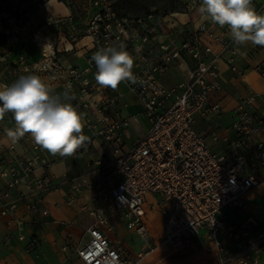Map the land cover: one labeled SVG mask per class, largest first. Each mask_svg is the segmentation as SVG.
Here are the masks:
<instances>
[{
    "label": "built area",
    "instance_id": "2783aa9c",
    "mask_svg": "<svg viewBox=\"0 0 264 264\" xmlns=\"http://www.w3.org/2000/svg\"><path fill=\"white\" fill-rule=\"evenodd\" d=\"M63 2L71 9L70 23L77 26L83 11L73 0ZM92 4L85 26L79 28L91 39L87 44L77 47V41H54L56 35L44 41L37 36L45 33L40 26L31 31L34 40L22 41V49L7 61L12 66L9 85L22 75L36 74L54 94L68 92L69 102L83 113V134L89 139L74 155L63 157L40 148L30 134L4 147L3 153H12L0 157V216L8 229L3 243L16 240L25 253L39 247V240L26 234L17 215L19 205L23 203L27 212L47 215L43 198L66 182L71 188L66 203L77 201L81 189L76 177L63 173L57 179L49 170L58 161L90 156L98 145L99 156L91 161L94 181L86 185L90 195L79 207L90 221L85 229L88 239L75 249L83 264H141L157 248L147 223L152 210H158L162 221L160 243L171 251L192 248L195 237L203 234L216 255L211 264H259L264 233L251 237L254 223L246 217L243 196L261 182L256 167L264 166V139L260 138L264 137V99L247 88L236 95L224 131L208 127L200 133L194 128L197 120L210 122L221 114L219 102L211 101V93L222 89L219 62L225 61L237 77L244 75L235 63L238 45L227 35L230 30L204 19L186 39L178 41L167 34L156 43L157 54L151 59L150 35L166 22V16L149 14L137 19L135 26L117 18L109 0ZM255 10L259 13V8ZM53 24L46 22V29ZM215 29L222 33L213 35ZM205 36L214 41H205ZM120 43L134 59L138 82H122L115 90L102 88L95 81L97 69L91 57L100 48ZM260 47L251 44L254 52ZM185 56L194 61V68L172 87L161 84L159 78ZM253 69L264 78V62ZM139 118L146 127L127 145L126 131ZM9 121L13 130L12 115ZM219 145L224 147L222 153L215 150ZM18 146L23 152L13 153ZM112 218L143 241L136 255L112 239Z\"/></svg>",
    "mask_w": 264,
    "mask_h": 264
},
{
    "label": "crops",
    "instance_id": "0c3cea01",
    "mask_svg": "<svg viewBox=\"0 0 264 264\" xmlns=\"http://www.w3.org/2000/svg\"><path fill=\"white\" fill-rule=\"evenodd\" d=\"M185 1L187 2V11L184 14H179L183 16L182 18L174 16L176 14H171L172 19L170 22L166 17V22L155 27L151 33L149 39L153 45V50L149 54L151 59L157 54L156 43L165 40L167 34L174 35L178 41H181L188 38L197 25L204 20L198 12L199 5H194L191 0ZM253 2L254 8H259V13L264 14V0H254ZM49 4L52 5L51 0L42 4L43 7L36 11L37 16H33L31 21L33 29L35 24L36 26L39 25L45 29V34L50 36L56 35V31H58L59 39H63L61 41H77V47L91 41L88 36L81 32V29H76L70 23V7L61 2L60 4L63 9H52ZM90 12L91 9L86 12L84 18ZM57 19L63 23H56L46 29V22H54ZM75 31L78 32V36L72 37L76 33ZM221 33L219 29L213 31V35ZM227 35L231 37L230 31ZM14 39L16 40V38ZM17 39L18 41H7L5 46L0 48V85H9L12 66L7 61L14 58L23 47L21 36L18 35ZM204 40L214 41L209 36H205ZM64 46L69 48L68 44H64ZM61 48H63V45ZM26 51L27 53L30 51V45L27 46ZM67 59L74 60L69 57ZM262 62H264V47L261 46L257 52H254L251 50V43L237 46L235 63L238 68L244 70L243 77H237L228 68L225 61L221 60L219 62L222 89L221 91L211 93V101L219 102L221 114L210 122H205L201 119L197 120L194 124L196 131L203 133L208 127L218 133L224 131V128L231 122V109L235 105L236 95L247 88L258 93L260 100L264 99V78L253 69L255 65ZM194 65V61L185 56L183 59L175 61L173 66L159 78V82L166 87H172L185 77L194 68ZM11 115L9 112L3 116L4 121L0 132V157L12 153H3L4 147L11 141L7 135V132L10 130L9 117ZM137 122L138 124L133 121L130 125V127L134 128L133 134L129 131L130 127L126 131V137H130L127 145H130L146 127V123L142 118H139ZM213 122H215L214 126L211 125ZM260 138L264 139V137ZM215 150L222 153L224 147L223 145H219ZM22 152V147L18 146L13 153ZM99 153L100 146L97 145L90 156L81 155L77 161H58L51 166L49 172L57 179L63 173H66L69 177H76L75 183L80 186L81 197L74 203H66V196L71 192L70 183L66 182L43 198L42 205L47 209V215H41L39 212H27L23 203L19 205L17 215L23 220L26 234L36 237L40 242L39 247L34 251L25 253L23 245L16 240H12L9 244L3 243L2 238L8 232V229L0 216V264H83L76 255L75 249L88 239L85 229L90 221L87 215L80 212L79 207L90 195V191L86 185L94 181L95 167L91 164V161L97 158ZM256 173L261 182L243 196V200L247 204L246 217H249L254 223L250 231L252 238L257 237L260 233H264V166L258 165ZM87 175H90L93 180L85 183L82 179ZM1 184L2 181L0 180V186ZM146 197L150 199L153 196L147 195ZM111 220L114 224V233L111 235L112 239L120 241L129 254L136 255L140 251L143 241L134 233L128 231L124 223L118 218H112ZM147 223L153 236L152 243L153 245H157V248L146 255L142 259L141 264H211L216 259V255L210 250V245L206 242L203 234L196 236L193 247L185 251L174 252L160 242H157L155 233L159 234L158 237L161 236L159 225H162L158 210H152L148 213ZM158 237L157 239H159ZM122 240L125 242H122ZM137 241L138 243H136ZM159 241H161V237ZM259 264H264V255H261Z\"/></svg>",
    "mask_w": 264,
    "mask_h": 264
},
{
    "label": "clouds",
    "instance_id": "9594fccd",
    "mask_svg": "<svg viewBox=\"0 0 264 264\" xmlns=\"http://www.w3.org/2000/svg\"><path fill=\"white\" fill-rule=\"evenodd\" d=\"M198 12L220 27L227 26L236 45L251 43L264 47V14L252 0H200ZM95 81L115 90L122 82H138L134 59L123 43L100 48L91 57ZM68 92L54 89L36 74L22 75L11 85H0V119L11 113L15 128L7 132L13 142L30 134L34 143L53 155L72 156L85 146L83 113L69 102Z\"/></svg>",
    "mask_w": 264,
    "mask_h": 264
},
{
    "label": "rangeland",
    "instance_id": "374dc122",
    "mask_svg": "<svg viewBox=\"0 0 264 264\" xmlns=\"http://www.w3.org/2000/svg\"><path fill=\"white\" fill-rule=\"evenodd\" d=\"M0 1L2 2V8H1L2 12L0 15V31H4L5 33L6 31L8 32L6 33L7 41H18L17 39L18 35L21 36L23 34L26 35L27 37V38H23L21 36L23 41H33L35 37L33 36V32H31L33 31L32 30L33 28H32V24L30 23V21H32L33 16H37L36 11L39 8L43 7V5H40V6L38 5V3H40V0H0ZM48 1L49 0H45L44 2H41V3L44 4ZM63 1L64 0H51L52 5L49 4V6L52 9L53 8L63 9L62 5L60 4ZM109 1L115 5V10L117 11L118 14L120 15L126 14L125 16L129 17V19H132V20L135 18L144 17L148 14H154L157 16L165 15L170 22V20L172 19L171 14H176L174 16L179 17L180 16L179 14H184L187 11V8H186L187 2L185 0H109ZM73 2H76L77 6L80 7V11H83V14L79 15L80 18H78V23H77L78 25L75 26L76 29H79L80 26L81 28L85 26L84 16L86 12H88L89 9L93 6L92 4L93 0H73ZM182 17L183 16H180V18ZM53 23L56 24L60 22L54 21ZM39 27H40L39 25L36 26L35 24L34 29L37 30ZM56 32H57L56 40L52 39L54 37L53 35H51L52 37L51 39L54 41H61L62 38L60 37L61 39H59L58 31ZM41 33H42V36L40 35H37V36L41 37L44 41H48V38L46 37L50 35L45 34L42 31ZM14 38H16V40ZM214 124L215 122H213L211 125L214 126ZM129 131L131 134H133L134 128L131 126ZM82 180L86 183V182H91L93 179L90 175H87ZM161 228H162L161 225H159V231ZM155 234H156L157 242H160L159 240L161 236L158 237L159 234L157 233ZM157 237L159 239H157ZM152 239H151V242H152ZM123 241L124 240H122V242ZM136 243H138V241Z\"/></svg>",
    "mask_w": 264,
    "mask_h": 264
},
{
    "label": "trees",
    "instance_id": "16d2710c",
    "mask_svg": "<svg viewBox=\"0 0 264 264\" xmlns=\"http://www.w3.org/2000/svg\"><path fill=\"white\" fill-rule=\"evenodd\" d=\"M111 7H112L113 11L115 12V15H116L117 18L127 19L129 21H132V23H134L135 26H136V23H137L136 22L137 19H142L143 20V18H145L147 16L146 15L144 17H139V18H135V19L132 20V19H129V17L125 16L126 14H122V15L118 14L117 11L115 10V5L113 3H111ZM1 8H2V2L0 1V15H1V12H2ZM152 15H154V14H152ZM154 16H157V15H154ZM163 16H165V15H163ZM158 17H161V16H158ZM6 41H7V34L4 31H0V48L5 46Z\"/></svg>",
    "mask_w": 264,
    "mask_h": 264
}]
</instances>
